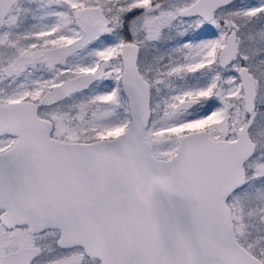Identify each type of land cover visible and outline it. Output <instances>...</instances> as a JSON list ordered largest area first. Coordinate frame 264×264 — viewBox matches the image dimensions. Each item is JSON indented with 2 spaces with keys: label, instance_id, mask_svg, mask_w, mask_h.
Here are the masks:
<instances>
[{
  "label": "snow or ice",
  "instance_id": "obj_1",
  "mask_svg": "<svg viewBox=\"0 0 264 264\" xmlns=\"http://www.w3.org/2000/svg\"><path fill=\"white\" fill-rule=\"evenodd\" d=\"M0 264H264V0H0Z\"/></svg>",
  "mask_w": 264,
  "mask_h": 264
}]
</instances>
